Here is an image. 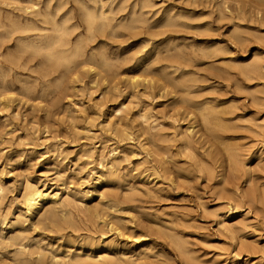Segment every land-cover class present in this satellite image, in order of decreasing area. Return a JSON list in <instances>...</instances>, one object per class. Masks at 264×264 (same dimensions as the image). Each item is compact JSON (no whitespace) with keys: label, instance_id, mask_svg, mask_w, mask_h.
<instances>
[{"label":"rangeland","instance_id":"rangeland-1","mask_svg":"<svg viewBox=\"0 0 264 264\" xmlns=\"http://www.w3.org/2000/svg\"><path fill=\"white\" fill-rule=\"evenodd\" d=\"M49 1L0 0V264H264V0Z\"/></svg>","mask_w":264,"mask_h":264},{"label":"bare ground","instance_id":"bare-ground-1","mask_svg":"<svg viewBox=\"0 0 264 264\" xmlns=\"http://www.w3.org/2000/svg\"><path fill=\"white\" fill-rule=\"evenodd\" d=\"M5 1V0H4ZM8 1V0H7ZM47 1H49V0H47ZM75 1V0H74ZM88 1V0H87ZM90 1V0H89ZM120 1V0H119ZM118 1V2H119ZM147 1V0H146ZM151 1V0H150ZM12 2V1H11ZM10 2V3H11ZM15 2H18V0L16 1L15 0ZM100 2V1H99ZM127 2V1H126ZM160 2V1H159ZM174 2V1H173ZM13 3V2H12ZM22 3V2H21ZM27 3H28V1H27ZM49 3H50V1H49ZM68 3V2H67ZM93 3V2H92ZM101 3V2H100ZM109 3V2H108ZM46 4H47V2H46ZM95 3H93V5H94ZM119 4V3H118ZM4 5V4H3ZM29 5H30V1H29ZM32 5V4H31ZM63 5V4H62ZM79 5V4H78ZM115 5V4H114ZM35 6V5H34ZM34 6H32V7H34ZM43 6H44V4H43ZM47 6V5H46ZM45 6V7H46ZM79 6H81L82 7V5H79ZM118 6V5H117ZM122 6V5H121ZM23 7V6H22ZM27 7V6H26ZM36 7V6H35ZM47 7H49V6H47ZM47 7H46V9H47ZM62 7V6H61ZM70 7V6H69ZM84 7V6H83ZM82 7V8H83ZM115 7V6H114ZM28 8V7H27ZM31 8V7H30ZM60 8V7H59ZM98 8H100L99 6H98ZM141 8V7H140ZM2 9V8H1ZM25 9V8H24ZM33 9V8H32ZM57 9V8H56ZM62 9V8H61ZM86 9V8H85ZM101 9V8H100ZM113 9V8H112ZM159 9V8H158ZM27 10V9H26ZM55 10V9H54ZM59 10V9H58ZM63 10H64V8H63ZM20 11V10H19ZM18 11V12H19ZM87 11V10H86ZM85 11V12H86ZM114 11V10H113ZM122 11V10H121ZM140 11V10H139ZM172 11V10H171ZM24 12V11H23ZM26 12V11H25ZM31 12V11H30ZM56 12V11H55ZM58 12H60V11H58ZM88 12V11H87ZM102 12V11H101ZM141 12V11H140ZM167 12H169V11H167ZM29 13V12H28ZM27 13V14H28ZM57 13V12H56ZM103 13H105V12H103ZM120 13V12H119ZM121 13H123V12H121ZM135 13V12H134ZM221 13V12H220ZM16 14V13H15ZM86 14V13H85ZM106 14V13H105ZM51 15H52V13H51ZM65 15H67V14H65ZM132 15V14H131ZM37 16V15H36ZM135 16V15H134ZM38 17V16H37ZM114 17V16H113ZM166 17V16H165ZM86 18H88V31H90L91 32V29H92V27H95V26H97V25H99L98 27L99 28H102V26H103V24H102V22L101 23H99V24H96L97 23V19H96V17H95V15H91V13H89V14H87V16H86ZM117 18V17H116ZM121 18V17H120ZM140 18V17H139ZM42 19V18H41ZM52 19V18H51ZM72 19V18H71ZM102 19H104V18H102ZM118 19V18H117ZM142 19V18H141ZM172 19V18H171ZM184 19V18H183ZM190 19H193V18H190ZM63 20H65L64 18H63ZM63 20H61V21H63ZM87 20V19H86ZM114 20V19H113ZM116 20V19H115ZM135 20V19H134ZM170 20V19H169ZM45 21V20H44ZM48 21V20H47ZM51 21V20H50ZM104 21V20H103ZM55 22V21H54ZM59 22V21H58ZM64 22V21H63ZM67 22V21H66ZM122 22V21H121ZM135 22H137V21H135ZM141 22V21H140ZM53 23V22H52ZM52 23H51V25H52ZM143 23H145V22H142L140 25H142ZM162 23V22H161ZM22 24V23H21ZM50 24V23H49ZM56 24V23H55ZM61 24H63L62 22H61ZM108 25V24H107ZM119 25V24H118ZM121 25V24H120ZM126 25V24H125ZM128 25V24H127ZM130 26V25H129ZM161 26H163V25H161ZM173 26H174V24H173ZM120 27V26H119ZM168 27V26H167ZM171 27V26H170ZM180 27H182V26H180ZM125 28V27H124ZM127 28V27H126ZM163 28H164V26H163ZM165 28H166V26H165ZM176 28V27H175ZM64 29V28H63ZM63 29H62V32H63ZM75 29V28H74ZM116 29V28H115ZM152 29V28H151ZM178 29V28H177ZM29 30V29H28ZM55 30V29H54ZM57 31L59 30L58 28L56 29ZM67 31H68V29H66ZM76 30V29H75ZM25 31V30H24ZM23 30H22V32H24ZM27 31V30H26ZM37 31V30H36ZM41 31V30H40ZM39 31V32H40ZM88 31H87V33H88ZM101 30H99V32H100ZM124 31H126L125 29H124ZM130 31V30H129ZM128 31V32H129ZM149 31V30H148ZM34 32H35V30H34ZM52 32H53V30H52ZM62 32H60V33H62ZM127 32V33H128ZM144 32V31H143ZM154 32V31H153ZM90 34V33H89ZM89 34H88V36H89ZM99 34V33H98ZM109 34V33H108ZM5 35V34H4ZM60 35V34H59ZM102 35V34H101ZM111 35V34H110ZM127 35V34H126ZM90 36H91V34H90ZM4 37L5 36H3L2 38L4 39ZM31 37H32V35H31ZM36 37H37V35H36ZM7 38V37H6ZM90 38V37H89ZM93 39V38H92ZM6 40V39H5ZM22 40V39H21ZM88 41H90V43H91V39H87ZM237 40V39H236ZM1 41V40H0ZM32 41H34V40H32ZM55 42L53 43V44H56V43H58V42H60V37H57V39H55L54 40ZM66 41V40H65ZM86 41V40H85ZM108 41V40H107ZM244 41V40H243ZM28 42V41H27ZM71 42H72V40H71ZM32 43V42H31ZM41 43V42H40ZM45 44V43H44ZM43 44V45H44ZM52 44V43H51ZM29 46V45H28ZM31 46V45H30ZM37 47V46H36ZM77 48V47H76ZM75 48V49H76ZM185 48V47H184ZM217 48H219V47H217ZM224 49V48H223ZM41 50V49H40ZM46 50H47V53H48V56L49 57H53V52L51 51L52 50V48L51 47H49V46H47L46 47ZM181 50V49H180ZM39 52V51H38ZM217 53V52H216ZM22 53H20V55H21ZM76 54H77V51L76 50H74V52L73 53H71L69 56H67V57H60L59 59H57L58 61H61V62H63L64 64H67V65H70L69 63H71V61L73 60V58L76 56ZM98 54V53H97ZM215 54V53H214ZM62 55V54H61ZM100 56V55H99ZM175 56V55H174ZM177 56V55H176ZM219 56V55H218ZM83 57V56H82ZM213 57V56H212ZM216 57V56H215ZM253 57H256V56H253ZM55 58V57H54ZM180 58V57H179ZM214 58V57H213ZM258 60H259V58L258 57H256ZM16 60V59H15ZM18 60V59H17ZM82 60V59H81ZM94 60V59H93ZM103 60V59H102ZM162 60V59H161ZM187 60V59H186ZM53 61V60H52ZM184 61V60H183ZM85 62V61H84ZM83 62V63H84ZM123 62H124V60H123ZM62 63V64H63ZM82 63V64H83ZM101 63V62H100ZM107 63V62H106ZM18 64V63H17ZM90 64V63H89ZM251 64V63H250ZM262 64V63H261ZM19 65V64H18ZM86 65H88L87 63L85 64V66ZM95 65V64H94ZM106 65H108V64H105V66ZM111 65V64H110ZM115 65V64H114ZM72 66V65H71ZM81 66V68L83 67V65H80ZM80 66H77L76 68H77V71H78V67H80ZM92 66V65H91ZM112 66V65H111ZM110 66V67H111ZM97 67H99V70H100V66H97ZM25 68V67H24ZM67 68V67H66ZM76 68H75V70H76ZM94 68H96L95 66L93 67V68H91V69H94ZM112 68V67H111ZM80 69V68H79ZM88 70V69H87ZM246 70H248L249 72H250V74H248V75H251V73H255V74H257V73H259L260 75L262 74L260 71L261 70H264V68H261L260 67V65H259V63L256 61V62H254L252 65H250V66H248V69H246ZM58 71V70H57ZM56 71V72H57ZM89 71V70H88ZM92 71V70H91ZM90 71V72H91ZM247 71V72H248ZM103 72V71H102ZM101 72V73H102ZM262 72H264V71H262ZM73 73V72H72ZM104 73V72H103ZM72 75V74H71ZM85 75V74H84ZM89 75V74H88ZM99 75H102V74H99ZM254 75V74H253ZM262 75H264V74H262ZM76 76H78V74L77 75H75V77ZM90 76V75H89ZM29 77V76H28ZM94 77H96V76H94ZM100 78H101V76H99ZM104 77H105V75H104ZM250 77H252V76H250ZM259 77V76H258ZM4 78H5V74H4ZM42 78V77H41ZM86 78V77H85ZM43 79V78H42ZM70 79H71V77H70ZM92 79V78H91ZM98 79V81L100 80L99 78H97ZM96 79V80H97ZM116 79V78H115ZM75 80V79H74ZM132 80V79H131ZM70 81V80H69ZM78 81H79V79H78ZM97 81V82H98ZM102 81V80H101ZM105 81H106V79H105ZM114 81V80H113ZM1 82V81H0ZM56 82V81H55ZM104 82V81H103ZM134 80H132V82H131V84H134ZM4 83H5V80H4ZM101 83V82H100ZM164 83V82H163ZM24 85V84H23ZM22 85V86H23ZM94 85V84H93ZM45 86V85H44ZM166 86V85H165ZM41 87H43V86H41ZM35 89V88H34ZM1 91H3L2 89H0ZM8 91V90H7ZM6 91V92H7ZM5 92V93H6ZM9 92H12V91H9ZM8 92V93H9ZM25 92V91H24ZM34 92V91H33ZM5 93H3V94H5ZM26 93V92H25ZM262 93H264V92H262ZM23 95H27V94H23ZM186 95H188V94H186ZM40 96V95H39ZM2 98H3V96H1ZM0 97V99H2ZM10 97V96H9ZM27 98V97H26ZM253 99V98H252ZM184 101V100H183ZM255 101H259V100H255ZM262 101H264V100H262ZM9 102V101H8ZM260 102V101H259ZM258 102V103H259ZM183 103V102H182ZM4 103H2V105H3ZM5 104H7V103H5ZM7 107V106H6ZM5 106H4V108H6ZM193 108V107H192ZM201 108H203V106L201 107ZM1 109V108H0ZM3 109V108H2ZM191 109V108H190ZM199 109V108H198ZM196 110V109H195ZM201 110V109H200ZM202 110H204V109H202ZM120 111H121V109H118V110H116L115 111V115H118L119 113H120ZM198 111V110H197ZM199 112V111H198ZM204 112H205V110H204ZM201 113V112H200ZM199 114V113H198ZM208 114V113H207ZM175 115V114H174ZM187 116V115H186ZM200 116H203V115H200ZM117 117V116H116ZM172 117V116H171ZM135 118V117H134ZM138 118L140 119V121H139V127H140V131H142V135H145V136H147V138H148V140H152L153 138H155V136L153 137V135H152V133H151V131H153V130H155V128H156V126L158 125V128H159V124H157V125H155V123H156V120L154 121V120H152V122L150 121V123H148L147 124V126H145L146 125V123H147V120H148V117L147 116H145L144 114L143 115H138ZM204 120L206 119L205 117L203 118ZM174 121V120H173ZM122 122V121H121ZM129 122V121H128ZM178 122V121H177ZM207 125L209 124V123H207V121L205 120L204 121ZM125 123V122H124ZM120 124V123H119ZM137 125V124H136ZM113 126H114V124H113ZM125 126V125H124ZM192 126V125H191ZM260 126V125H259ZM116 127H118V126H116ZM138 127V126H137ZM257 127H258V125H257ZM113 128V127H112ZM119 128V127H118ZM118 128H114V131H115V134H116V131H117V129ZM158 128H157V130H158ZM161 128V127H160ZM203 128H204V124H203ZM124 129V128H123ZM139 129V128H138ZM189 129L190 128H188L186 131H179L178 133H176L177 134V136L179 137V140H180V145L181 146H179L180 147V149H181V147L183 148V149H186V148H188V145H190V147H191V144H189L190 142V140H189V138H188V131H189ZM205 129H207V128H204V131H205ZM261 129H264V127H262ZM122 130V129H121ZM127 130H128V128H127ZM179 130V129H178ZM177 130V131H178ZM185 130V129H184ZM111 131H113V129L111 130ZM113 131V132H114ZM120 131V130H119ZM163 131H160V133H162ZM157 133V132H156ZM190 133V132H189ZM209 133V132H208ZM113 134V133H112ZM117 134H118V132H117ZM140 134V133H139ZM159 134V133H158ZM158 134H154V135H158ZM191 134H193V133H191ZM206 134V133H205ZM128 135H129V133H128ZM137 135V134H136ZM164 134H161V136H160V138H162V136H163ZM118 136V135H117ZM261 136H262V134H261ZM153 137V138H152ZM164 137H165V135H164ZM178 137L177 138H175V139H178ZM192 137V136H191ZM147 138H144V139H147ZM158 138H159V135H158ZM160 138H159V140H160ZM120 139V138H119ZM122 139V138H121ZM122 140H124V138L122 139ZM158 140V139H157ZM156 140V141H157ZM154 141H155V139H154ZM161 141V140H160ZM166 141V140H165ZM164 141V142H165ZM172 141V140H171ZM176 141V140H175ZM167 142V141H166ZM191 142H193V141H191ZM155 143V142H154ZM156 143H158V142H156ZM179 143V142H178ZM194 143V142H193ZM151 143H149L148 145H150ZM162 144H164L163 143V141H162ZM154 145V144H153ZM223 145V144H222ZM59 146H61V145H58V147ZM103 146H104V144H103ZM106 146V145H105ZM152 146V145H151ZM226 146V145H225ZM112 147V146H111ZM54 149H55V146L53 147ZM60 148V147H59ZM141 148V147H140ZM231 148V147H230ZM58 149V148H57ZM144 149V148H143ZM145 149H146V147H145ZM193 148L191 147V150H192ZM210 149V148H209ZM238 149H240V148H238ZM188 150V149H187ZM218 150V149H217ZM228 150V149H227ZM57 151V150H56ZM87 151V150H86ZM93 151H95V150H93ZM99 151H101V149L99 150ZM98 151V152H99ZM115 151H116V149H111V151H110V154H111V156H114L113 154L115 153ZM221 151H223V150H221ZM104 152V151H103ZM120 152V151H119ZM227 152V151H226ZM233 152V151H232ZM240 152V150H238V153ZM95 153H97V152H95ZM159 153H164V152H159ZM210 153V152H209ZM221 153V152H220ZM224 153V152H223ZM83 154H86V153H83ZM92 154V153H91ZM102 154V153H101ZM157 154V153H156ZM165 154V153H164ZM213 154V153H212ZM236 154H237V152H236ZM119 155V154H118ZM163 155V154H162ZM209 155H211V154H208V157H209ZM225 155V154H224ZM229 155H230V151H229ZM228 155V156H229ZM232 155H234V154H232ZM238 155V154H237ZM91 156V155H90ZM129 156V155H128ZM161 156V155H160ZM191 156V155H190ZM99 157V156H98ZM123 157H124V154H123ZM216 157V156H215ZM218 157V156H217ZM164 159L166 158L165 156L163 157ZM189 158H191V157H189ZM125 159V158H124ZM161 159V158H160ZM167 159V158H166ZM216 159V158H215ZM229 159V158H228ZM234 159V158H233ZM239 159V158H238ZM99 160V159H98ZM161 160H163V159H161ZM169 160V159H168ZM230 160H232V159H230ZM237 160V159H236ZM102 161V160H101ZM101 161H100V163H101ZM118 161V160H117ZM216 161H217V159H216ZM233 161V160H232ZM232 161H231V163H232ZM240 160H238V162H239ZM160 162V161H159ZM163 162H164V160H163ZM168 162V161H167ZM104 163V162H103ZM157 164H158V162H156ZM164 163H166V162H164ZM203 163H205V162H203ZM215 163V162H214ZM229 163H230V161H229ZM241 163V162H240ZM169 164V163H168ZM167 164V165H168ZM172 164V163H171ZM115 165V164H114ZM159 165V164H158ZM162 165H164L163 163H162ZM173 165V164H172ZM203 166H205V167H207L206 165H204V164H202ZM233 165H236L235 163L233 164ZM98 166H99V164H98ZM106 166V165H105ZM169 166H170V164H169ZM198 166V165H197ZM237 166V165H236ZM240 166V165H239ZM116 167H117V165H116ZM205 167H204V169H205ZM159 167H157V169H158ZM245 168V167H244ZM170 169V168H169ZM169 169H165V170H169ZM117 170V169H116ZM161 171V170H160ZM169 171H171V170H169ZM208 171V169H206V172ZM152 172V171H151ZM155 172V171H154ZM153 172V173H154ZM158 172V171H157ZM60 173V172H59ZM167 173V172H166ZM171 173V172H170ZM169 173V174H170ZM232 173V172H231ZM230 173V174H231ZM113 175V174H112ZM155 175V174H154ZM2 176L3 175H1L0 174V197L2 196V194H3V191H4V186H2L1 185V181H2ZM210 176V175H209ZM168 178H170V175H169V177ZM108 179V178H107ZM224 180V179H223ZM168 181H172V180H168ZM45 186V185H44ZM44 186L42 187H37V186H34V185H31V184H29L28 182L25 184V186H24V188H23V192H21L22 194H21V200H22V203H23V206H24V210H25V213L27 214V215H31L35 210H36V208L39 206V204L42 202V201H44V200H46V199H48V200H50L53 204H55V206L56 205H61L63 202H62V200L60 199V198H58V195L57 194H50V193H48L45 189H44ZM146 187V186H145ZM48 188V187H47ZM50 188V187H49ZM58 192V191H57ZM145 192H146V190H145ZM146 194H147V192H146ZM68 195V194H67ZM234 195V194H233ZM236 195V194H235ZM253 196V195H252ZM62 197V196H61ZM74 197V196H73ZM127 198H129V197H127ZM235 198V197H234ZM240 198V197H239ZM59 199L61 200V202H59ZM64 199V198H63ZM67 199V198H66ZM69 199H71V198H69ZM65 200V199H64ZM63 200V201H64ZM116 200V199H115ZM70 201V200H69ZM68 200H67V202H69ZM72 203V202H71ZM64 205H62V207H63ZM74 206V205H73ZM114 207V206H113ZM55 209V208H54ZM115 209H116V207H115ZM56 210V209H55ZM58 210H60L59 209V207H58ZM1 211V210H0ZM117 211V210H116ZM119 211V210H118ZM3 212V211H2ZM52 212V211H51ZM59 212V211H58ZM63 212V211H62ZM55 213H57V212H54V214ZM64 213H65V211H64ZM113 213H115V212H113ZM118 213V212H117ZM53 214V215H54ZM66 214V213H65ZM87 214H89V213H87ZM96 214V213H95ZM2 215H4L3 213L1 214V217H2ZM46 215V214H45ZM60 215V214H59ZM71 215V214H70ZM90 215H92V214H90ZM97 215V214H96ZM42 217V216H41ZM56 217V216H55ZM57 217H59V216H57ZM62 217V216H61ZM46 218V217H45ZM60 218V217H59ZM95 218V217H94ZM47 219V218H46ZM48 219H50V218H48ZM52 219V218H51ZM61 219V218H60ZM116 219V218H115ZM2 220V219H1ZM59 220V219H58ZM70 220V219H69ZM87 220V219H86ZM95 220V219H94ZM3 221H5V220H3ZM52 221V220H51ZM60 221V220H59ZM40 222V221H39ZM38 221H37V223H39ZM56 222H57V220H56ZM56 222H54V223H56ZM221 222V221H220ZM219 222V223H220ZM244 222V221H243ZM2 223V222H1ZM221 223H223V221L221 222ZM24 224V223H23ZM44 224V223H43ZM45 224H46V222H45ZM48 224V223H47ZM1 225V224H0ZM39 225H41V223H39ZM221 225V224H220ZM234 225V224H233ZM242 225V224H241ZM42 226V225H41ZM56 226V225H55ZM164 226V225H163ZM236 226H237V223H236ZM239 226V225H238ZM45 227H46V225H45ZM49 228H50V226H48ZM52 227V226H51ZM57 227V226H56ZM76 227V226H75ZM222 227H223V225H222ZM235 227V226H234ZM234 227L232 226V225H227L226 224V226L223 228V229H225L227 232H230L231 230H233L234 229ZM244 227V226H243ZM48 228V229H49ZM61 228V227H60ZM64 228H66L65 226H64ZM167 228V227H166ZM53 229H54V226H53ZM59 229V228H58ZM62 229V228H61ZM236 229H237V227H236ZM73 230V229H72ZM60 231V230H59ZM20 232V231H19ZM159 233V232H158ZM20 235V234H22V233H17V235ZM24 234V233H23ZM172 234H174V233H172ZM19 235H18V237H19ZM175 235V234H174ZM176 236V235H175ZM174 236V237H175ZM17 237V238H18ZM171 237V236H170ZM177 237V236H176ZM8 238V237H7ZM16 238V239H17ZM101 238H103V237H101ZM171 238H173V237H171ZM179 238V237H178ZM26 239V238H25ZM60 239V238H59ZM4 240V239H3ZM11 240V239H10ZM12 240H13V238H12ZM182 240V239H181ZM1 241V240H0ZM17 241V240H16ZM23 241H24V239H23ZM26 241H27V239H26ZM171 241V240H170ZM13 242V241H12ZM22 242V241H21ZM176 242V241H175ZM170 243H172V242H170ZM181 243H182V241H181ZM19 244H20V242H19ZM37 244V243H36ZM173 244V243H172ZM176 243H174L173 245H175ZM10 245V244H9ZM8 245V246H9ZM185 245V244H184ZM12 246V245H11ZM16 246H18V245H16ZM20 246H22V245H20ZM181 246V245H180ZM1 247H2V245H1ZM0 247V248H1ZM6 247V246H5ZM23 248H24V246H22ZM182 247H184V246H182ZM181 247V248H182ZM7 248V247H6ZM18 248V247H17ZM21 248V247H20ZM16 249V248H15ZM71 249V248H70ZM182 250V249H181ZM41 251H43V250H41ZM40 251V252H41ZM180 251V250H179ZM178 251V252H179ZM34 252V251H33ZM40 252H38V253H40ZM44 252V251H43ZM180 252H182V251H180ZM188 252H190V251H188ZM18 253H19V255H18V257L17 256H15V258L13 259V263H15V262H17L18 260H20V261H24V257L25 256H23V253L20 251V250H18ZM182 253H184V252H182ZM25 254V253H24ZM26 255V254H25ZM36 255H38V254H36ZM35 255V256H36ZM185 255V254H184ZM23 256V257H22ZM40 256V255H39ZM38 256V257H39ZM182 254H181V258H182ZM45 257V256H44ZM52 257V256H51ZM53 257H54V255H53ZM79 257H80V255H79ZM86 257V256H85ZM89 257V256H88ZM111 257V256H110ZM12 258V257H11ZM36 258V257H35ZM50 258V257H49ZM57 258V257H56ZM75 258V257H74ZM91 258H93V257H91ZM106 258V257H105ZM117 258V257H116ZM121 258V257H120ZM119 258V259H120ZM123 258V257H122ZM130 258V257H129ZM32 259V258H31ZM60 259V258H59ZM64 259V258H63ZM90 259V258H89ZM95 259V258H94ZM99 259V258H98ZM104 259V258H103ZM102 259V260H103ZM183 259V258H182ZM5 260V259H4ZM11 260V259H10ZM25 260H26V258H25ZM52 260H55L54 258L52 259ZM62 260V259H61ZM96 260H97V258H96ZM101 260V259H100ZM117 260H118V258H117ZM121 260V259H120ZM189 260H191V259H189ZM27 261H28V259H27ZM65 261H66V259H65ZM73 262H74V259L72 260ZM89 261V260H88ZM90 261H92V259L90 260ZM95 261V260H94ZM188 261V260H187ZM192 261V260H191ZM29 262V261H28ZM44 262V261H43ZM53 262V261H52ZM52 262H51V264H52ZM62 262V261H61ZM103 262H104V260H103ZM102 262V263H103ZM107 262V261H106ZM106 262H104V263H106ZM11 263V262H10ZM25 263H27V262H25ZM54 263V262H53ZM79 263V262H78ZM85 263H86V261H85ZM108 263V262H107ZM106 263V264H107ZM111 263V262H110ZM118 263H120L119 261H118ZM121 263H122V261H121ZM189 263V262H188ZM3 264H8V263H3ZM17 264H18V262H17ZM29 264V263H28ZM38 264V263H37ZM72 264V263H71Z\"/></svg>","mask_w":264,"mask_h":264}]
</instances>
